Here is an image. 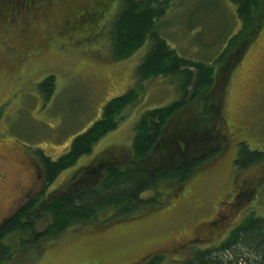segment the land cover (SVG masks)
<instances>
[{
	"label": "rangeland",
	"instance_id": "374dc122",
	"mask_svg": "<svg viewBox=\"0 0 264 264\" xmlns=\"http://www.w3.org/2000/svg\"><path fill=\"white\" fill-rule=\"evenodd\" d=\"M95 1L28 0L31 11H18L22 18L14 11L11 20L0 6V225L41 189L35 152L53 160L64 155L77 136L100 120L109 101L135 86L136 70L151 50L148 40L131 57L113 59L112 22L122 0L105 2L107 13L87 28L71 27ZM155 30L179 56L213 64L241 22L233 0H174ZM49 77H54L55 91L47 99L41 84ZM179 98L169 79L148 83L139 102L124 111L117 130L61 174L50 192L97 156L128 154L142 114ZM224 105L227 148L173 191L166 205L108 227L68 230L51 243L17 254L9 264H146L155 254L170 253L165 264H176L189 258L192 248L219 246L246 218H264V165L235 166L242 143L252 152H264V29L232 75ZM243 253L250 261L241 264H258L254 253Z\"/></svg>",
	"mask_w": 264,
	"mask_h": 264
},
{
	"label": "trees",
	"instance_id": "16d2710c",
	"mask_svg": "<svg viewBox=\"0 0 264 264\" xmlns=\"http://www.w3.org/2000/svg\"><path fill=\"white\" fill-rule=\"evenodd\" d=\"M96 1L84 9L71 27L85 29L107 13L109 7L106 11L104 8L108 0ZM233 1L241 30L213 64H203L179 56L155 30L156 21L167 16L174 0H122L112 22L113 59H127L151 41L150 52L136 70V84L109 101L100 120L77 136L60 158L53 160L43 151L35 152L32 158L40 170L42 186L0 225V264H9L17 254L31 252L41 243H51L68 230L108 227L154 212L168 203L166 198L173 191L180 190L224 153L229 138L225 92L235 70L264 29V0ZM0 6L10 20L14 11L17 18H22L18 11L31 9L28 0H0ZM157 79L171 80L180 98L142 114L134 127L130 152L120 150L115 156L108 151L97 156L50 192L61 174L91 155L95 146L117 130L126 108L139 102L147 84ZM41 88L48 93L47 99L53 96L54 77L47 78ZM260 164L264 165V152H252L245 143L238 146L235 166L239 170ZM41 225L45 228L39 231ZM193 250L189 258L175 260L176 264L248 263L243 250L254 253L255 263L264 264V218L251 216L219 246L190 249ZM170 254H155L147 258L146 264H165Z\"/></svg>",
	"mask_w": 264,
	"mask_h": 264
},
{
	"label": "flooded vegetation",
	"instance_id": "af4514ba",
	"mask_svg": "<svg viewBox=\"0 0 264 264\" xmlns=\"http://www.w3.org/2000/svg\"><path fill=\"white\" fill-rule=\"evenodd\" d=\"M244 196V195H243ZM240 197H242V196H240ZM236 198H237V195L235 196V201H236ZM240 199V198H239ZM241 200H239V202H240ZM238 202V204L237 203H234L235 205H234V207H237L240 203ZM221 220L220 221H222V218H220Z\"/></svg>",
	"mask_w": 264,
	"mask_h": 264
}]
</instances>
